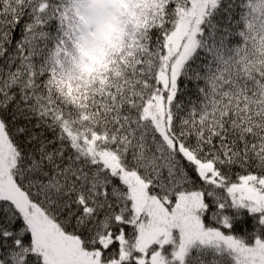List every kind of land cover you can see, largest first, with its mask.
<instances>
[{
    "label": "snow or ice",
    "instance_id": "snow-or-ice-1",
    "mask_svg": "<svg viewBox=\"0 0 264 264\" xmlns=\"http://www.w3.org/2000/svg\"><path fill=\"white\" fill-rule=\"evenodd\" d=\"M0 264H264V0H0Z\"/></svg>",
    "mask_w": 264,
    "mask_h": 264
}]
</instances>
